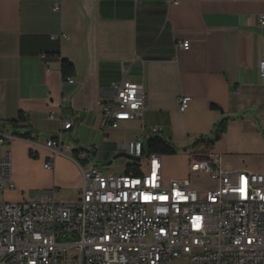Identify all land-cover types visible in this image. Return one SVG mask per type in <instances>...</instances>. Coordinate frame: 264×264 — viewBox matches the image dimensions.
<instances>
[{
    "label": "crops",
    "instance_id": "crops-1",
    "mask_svg": "<svg viewBox=\"0 0 264 264\" xmlns=\"http://www.w3.org/2000/svg\"><path fill=\"white\" fill-rule=\"evenodd\" d=\"M63 59L74 68L72 84L62 80ZM261 61L264 0H0L1 131L12 135L6 123L22 113L35 138H14L1 149L10 155L14 185L6 194L15 202L33 193L75 202L92 147L99 146L98 168L112 174L104 168L109 152L118 155L119 143L144 144L155 136L151 128L177 149H190L177 170L169 162L179 155L162 157L164 181L194 176L190 153L220 155L224 171L262 172ZM124 79L142 87L145 110L139 120L108 127L102 141L98 102ZM181 97L190 99L183 112ZM59 134L66 148L49 172L45 143Z\"/></svg>",
    "mask_w": 264,
    "mask_h": 264
},
{
    "label": "built area",
    "instance_id": "built-area-1",
    "mask_svg": "<svg viewBox=\"0 0 264 264\" xmlns=\"http://www.w3.org/2000/svg\"><path fill=\"white\" fill-rule=\"evenodd\" d=\"M180 48L188 49V43ZM259 72L264 79V61ZM103 93L98 110L106 141L108 127L141 119L146 94L125 79ZM189 101L179 99L181 112ZM71 126L64 121V130ZM13 139L0 130V193L14 189L10 155L1 153ZM143 146L141 140L117 145L118 154L144 166L139 175L103 173L99 146L92 147L75 202H56L51 193L0 202V264H168L180 258L186 264H264V169L224 171L220 155L190 153L188 174L215 184L200 195L188 179L164 181L162 157L144 154ZM45 147L51 157L43 168L51 172L66 146L59 134Z\"/></svg>",
    "mask_w": 264,
    "mask_h": 264
},
{
    "label": "trees",
    "instance_id": "trees-1",
    "mask_svg": "<svg viewBox=\"0 0 264 264\" xmlns=\"http://www.w3.org/2000/svg\"><path fill=\"white\" fill-rule=\"evenodd\" d=\"M60 73L62 80H67L69 78L74 77V68L73 66L67 61V60H61L60 62ZM27 123L26 118L22 113H19L17 116V119L14 121H10L6 123L11 130H12V137L26 140L30 142H34L35 138H33L30 134V132L27 129V126H25ZM23 125V126H22ZM223 123L218 125L215 134H214V140L217 141L219 139V135L223 133L222 126ZM4 126V123H0V130L1 127ZM201 143H204L203 141H200ZM177 148L171 143L170 140L162 139L158 136H154L144 143L143 146V152L146 155H158L160 157H166V156H175L177 154ZM30 156H32V153H29ZM141 173V170L139 168V165L136 163H128L125 167L124 174L125 175H139Z\"/></svg>",
    "mask_w": 264,
    "mask_h": 264
},
{
    "label": "rangeland",
    "instance_id": "rangeland-1",
    "mask_svg": "<svg viewBox=\"0 0 264 264\" xmlns=\"http://www.w3.org/2000/svg\"><path fill=\"white\" fill-rule=\"evenodd\" d=\"M158 136L159 135H155ZM190 149H178L177 150V154L179 155L176 159L171 160L170 166L173 169H180L182 167H184V165L187 162V153ZM108 161L106 162H111V165L104 167L105 170H109L110 172H112V174L114 175H121L124 173V169H122L123 164L125 163H130L129 160L125 159V158H116V155L113 154V152H109L108 154ZM163 162V170L164 172H166L167 168H166V161L162 160ZM190 184H191V188L197 192H201V191H206L210 188L213 187L214 183L207 177L204 175L201 176H190L189 178ZM42 193H33L28 195L27 197H24L23 200L24 201H28L31 199H34L36 196L40 195ZM56 201L58 202H63L61 198L59 197H55ZM22 201V200H21ZM0 202H4V203H16L15 201H11V196H9L8 194L5 193H0ZM20 202V201H19ZM168 264H186V260L183 258H180L178 260H174L169 262Z\"/></svg>",
    "mask_w": 264,
    "mask_h": 264
},
{
    "label": "water",
    "instance_id": "water-1",
    "mask_svg": "<svg viewBox=\"0 0 264 264\" xmlns=\"http://www.w3.org/2000/svg\"><path fill=\"white\" fill-rule=\"evenodd\" d=\"M116 158H125V159L129 160L130 162H135V163L138 162V159L129 157V156L124 155V154H118V155H116ZM110 164H111V162L107 163V165H110Z\"/></svg>",
    "mask_w": 264,
    "mask_h": 264
}]
</instances>
